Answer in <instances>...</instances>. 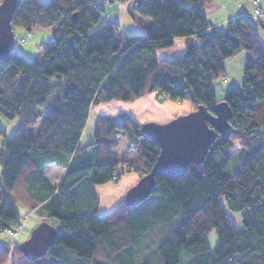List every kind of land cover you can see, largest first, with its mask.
<instances>
[{
    "label": "trees",
    "instance_id": "16d2710c",
    "mask_svg": "<svg viewBox=\"0 0 264 264\" xmlns=\"http://www.w3.org/2000/svg\"><path fill=\"white\" fill-rule=\"evenodd\" d=\"M100 1L19 0L13 11V30L53 32L40 61L17 49L26 36L14 34V48L0 62V115L17 119L9 135L0 127V233L21 224L20 204L53 224L57 235L35 259L13 243L11 251L20 257L10 264H264V137L257 139L264 136V46L257 31L264 20L238 15L217 31L208 29L200 0H131V11L151 24L130 34L105 16L102 22L107 2ZM174 37L186 38L184 53L158 59L156 50L171 46ZM238 50L247 55L242 82L216 99L212 81ZM150 92L160 100H189L191 110H210L224 100L233 132L218 135L204 161L189 164L182 175L157 174L139 203L120 200L100 215L95 186L124 171L146 173L159 146L126 112L98 113L93 138L81 143L89 111ZM118 133L135 154L123 161V171L113 154ZM231 140L235 149L255 144L228 174ZM51 164L63 170L57 186L42 171ZM222 199L239 212V226ZM211 232L213 247L206 237ZM9 246L0 240V264L9 258Z\"/></svg>",
    "mask_w": 264,
    "mask_h": 264
},
{
    "label": "rangeland",
    "instance_id": "374dc122",
    "mask_svg": "<svg viewBox=\"0 0 264 264\" xmlns=\"http://www.w3.org/2000/svg\"><path fill=\"white\" fill-rule=\"evenodd\" d=\"M159 4H168L171 3L172 0H155ZM169 1V2H167ZM203 3L204 9L207 11L208 15L212 14L213 6L211 4V0H201ZM253 5H256L254 0H251ZM250 1V2H251ZM98 2H102L98 0ZM247 1L251 5V3ZM252 6V5H251ZM131 0H115L113 3H106L104 4L105 14L103 13L101 20L104 22V16L108 17L109 14L115 18V21H119L120 30L127 31L130 34H137L138 30L143 31L145 30V26H142L138 20L139 15L133 11H131ZM222 10H219L218 14H221ZM111 18H109V21ZM135 24V25H134ZM137 26V27H135ZM139 26V27H138ZM218 31L222 30L221 28ZM259 32H263L262 29L258 30ZM53 32V28H33L31 30L32 34L27 35L26 31L21 27H16L14 29V34L18 38L21 35L26 36L25 41L17 44V49L22 52L27 59L40 61L43 57L44 51L48 49L52 44L50 40V34ZM264 34V33H263ZM43 45V49L40 50V45ZM44 50V51H43ZM220 78H224L222 75ZM145 96V97H142ZM141 98L137 99L135 103L132 105L131 108H128L129 113L131 114V118L143 124L145 122H155V123H162L170 120L174 116L185 113L191 110V102L189 100H181V101H172V100H160L155 94L151 100L146 97V95H141ZM147 98V99H146ZM143 100L142 106L140 103ZM167 108L166 110H162V108ZM123 106H117L116 102H111L107 104H102L98 107L92 108L89 111L85 126L83 128V133L81 136V143L89 141L93 138V130L95 121L97 118L98 113H105V114H116L118 112H124ZM131 109V111H130ZM98 112V113H97ZM17 125V119H7L0 115V127L4 131L6 135H9ZM263 133H261V137L257 138L258 141H261L263 138ZM1 140V138H0ZM115 140L117 142L116 148L113 150L114 156H116L119 160V170L124 169L125 164L123 161H127L135 157L134 151L130 146V141L127 136L118 133L115 136ZM255 141L251 147H236V140H231L229 144L226 146V151H231V161L229 162L226 172L228 174H232L238 167L239 163L246 159L252 149ZM235 149V150H234ZM45 173L48 178L51 179L53 183L58 181V171L61 169L56 167L55 165H51ZM58 169V170H57ZM140 176L134 171H124L120 173V177L116 181H108L105 183L97 184L95 186L96 195L98 197V213L100 215L109 212L112 208H114L120 200H123L126 191L134 185ZM57 178V180H56ZM222 203L226 209V213L228 217H230L238 226L240 223L239 212L229 210L222 199ZM15 210L19 216L21 224L16 227L13 231L3 230L0 233V240L9 243L10 247V254L9 258L7 259L5 264H10L11 261L19 259L20 255L16 252L11 251L13 243L18 242L20 243L25 238L28 237L31 229L40 222V217L32 212L31 210H26L22 205L17 204L15 205ZM207 241L209 246L213 247L217 243V237L214 232H211L206 235Z\"/></svg>",
    "mask_w": 264,
    "mask_h": 264
},
{
    "label": "water",
    "instance_id": "95a60500",
    "mask_svg": "<svg viewBox=\"0 0 264 264\" xmlns=\"http://www.w3.org/2000/svg\"><path fill=\"white\" fill-rule=\"evenodd\" d=\"M19 0H0V62L14 48L13 11ZM113 3L115 0H105ZM75 19V14L73 15ZM264 30V22L261 23ZM231 109L226 101L218 100L209 110L204 105L178 114L162 123L141 124L142 133L159 146V153L150 169L125 193L123 203L134 205L151 192L159 173L180 176L189 164L202 163L209 147L218 135L229 136L233 128L229 123ZM57 235L56 227L47 220L38 222L27 238L18 243L23 256L35 259L46 254Z\"/></svg>",
    "mask_w": 264,
    "mask_h": 264
},
{
    "label": "crops",
    "instance_id": "0c3cea01",
    "mask_svg": "<svg viewBox=\"0 0 264 264\" xmlns=\"http://www.w3.org/2000/svg\"><path fill=\"white\" fill-rule=\"evenodd\" d=\"M173 1L174 0H172L170 2H173ZM247 1L250 2L251 0H211V4L213 6V12L211 15L210 14L208 15L207 11L203 7L202 1L200 0L202 8L204 10V14L206 16V19L209 22L208 29H215L218 31L219 29H216V28H221L223 30L226 22L229 21L230 19L238 16V15H244V16H247L248 18H251V19L259 18V19L264 20V0H257L256 5H253L254 3H252V1H251L250 3L252 6L249 3H247ZM167 2H169V1H167ZM257 6L259 7V13L258 14H256L254 12L255 7H257ZM219 10H222L221 14H218ZM112 13L109 14V16L107 17V20L109 21V18H111V20H110L111 22H117L114 19H112L115 17L110 16V15H112ZM138 17L140 19L138 21L140 22V24L142 26H145V27L150 26L151 20L149 18L142 17V16H138ZM117 23H118V25L120 24L119 21ZM135 27H137V26H135ZM119 28H120V26H119ZM140 29L139 28L136 29V30H138V33L142 32V31H139ZM263 33H264V30H263V32L258 31L260 41H261L262 45L264 46V34ZM191 39H193V41L196 43L198 42V40L195 38L191 37ZM185 41H186L185 37H174L173 38V44L171 46L159 48L156 50L157 58L158 59H172V58H175V57L183 54L185 49H186ZM246 57H247V55H246V52L244 50H238L234 55H232L231 57H229L225 60L224 72H223L224 78L219 77V78L215 79L214 81H212V86H213L214 91H215L216 99H221L223 97L225 91H227L228 88L236 87V86H239L241 84L242 79H243L242 69H243V64L246 60ZM153 94H154L153 92H150V93H145L144 95H146V97H148L151 100V98L153 97ZM142 97H145V96H142ZM139 98H141V97H137L133 101H130V102H119V101H117L116 103H117V106L118 105L123 106L124 112L131 115L129 113L128 108H131L132 105L135 103V101ZM142 104H143V100L140 103V105L142 106ZM166 109L167 108H165V107L162 108V110H166ZM130 111H131V109H130ZM81 139L82 138L80 137V142H81ZM89 141H91V139ZM51 165L44 167L42 169V171H43L44 175L47 177V179L50 181V183L53 184L54 186H57L61 180L63 170L58 171V174H59L58 178L59 179L57 182L53 183L51 181V179L48 178V176L45 173L50 167H52ZM56 180H57V178H56Z\"/></svg>",
    "mask_w": 264,
    "mask_h": 264
},
{
    "label": "built area",
    "instance_id": "2783aa9c",
    "mask_svg": "<svg viewBox=\"0 0 264 264\" xmlns=\"http://www.w3.org/2000/svg\"><path fill=\"white\" fill-rule=\"evenodd\" d=\"M254 2L256 3V2H257V0H254ZM254 12H255L256 14H258V13H259V7H258V6H257V7H255V9H254ZM20 41H23V39H21ZM5 230L13 231L14 229H5Z\"/></svg>",
    "mask_w": 264,
    "mask_h": 264
}]
</instances>
